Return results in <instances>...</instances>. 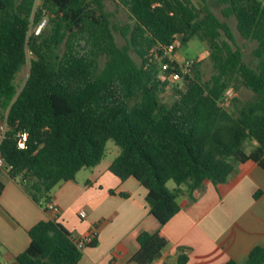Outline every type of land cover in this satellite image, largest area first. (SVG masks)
<instances>
[{
    "label": "trees",
    "instance_id": "1",
    "mask_svg": "<svg viewBox=\"0 0 264 264\" xmlns=\"http://www.w3.org/2000/svg\"><path fill=\"white\" fill-rule=\"evenodd\" d=\"M107 1L126 10L130 22H113ZM198 1L0 0V108L9 124L0 171L43 208L57 185L96 167L112 141L119 152L109 170L147 189L150 214L163 226L181 210L182 187L194 196L205 181L227 182L247 161L264 169V3L216 0L222 20L208 0ZM43 17L47 26L36 36L31 30ZM231 18L240 36L256 43L255 65L237 45ZM193 38L206 43L214 74L204 81L194 64L182 84H173L178 64L164 59L161 49ZM28 61L19 90L16 77ZM238 83L254 98L231 112L222 102ZM168 89L171 105L164 101ZM23 132L25 149L18 146ZM3 187L0 181V194ZM28 233L19 264H78L83 257L57 220L41 221ZM138 244L127 264H152L169 239L145 231ZM188 253L180 247L177 264H187ZM242 264H264V246L254 247Z\"/></svg>",
    "mask_w": 264,
    "mask_h": 264
},
{
    "label": "crops",
    "instance_id": "2",
    "mask_svg": "<svg viewBox=\"0 0 264 264\" xmlns=\"http://www.w3.org/2000/svg\"><path fill=\"white\" fill-rule=\"evenodd\" d=\"M176 59L184 57L177 52ZM112 160L105 156L96 167L83 169L81 179L83 170L52 192L51 200L59 207L56 220L72 236L98 230L95 245L83 250L78 264H127L145 231H161L169 239L152 264H177L180 247L189 249L187 264H242L254 247L264 246V169L257 163L240 164L225 183L205 181L194 196L182 187L181 210L161 226L150 214L147 189L133 177L121 181L112 174ZM0 181V264H19L17 256L31 241L29 230L55 216L5 171H0Z\"/></svg>",
    "mask_w": 264,
    "mask_h": 264
},
{
    "label": "rangeland",
    "instance_id": "3",
    "mask_svg": "<svg viewBox=\"0 0 264 264\" xmlns=\"http://www.w3.org/2000/svg\"><path fill=\"white\" fill-rule=\"evenodd\" d=\"M212 10L222 19L226 20L221 13L222 7L218 4L216 0H208ZM193 2L199 6L198 0H193ZM106 11L110 14V18L113 22L126 24L130 22L129 14L121 6L113 3L112 1H107L105 4ZM228 23L235 35L237 45L242 49L245 60L251 62L253 65L257 63V59L254 57V49L256 48V43L253 41H248L243 39L236 29V20L231 18L228 20ZM115 39L119 46L125 44L124 38L119 34L115 33ZM180 54L184 59H194L195 64H198L199 71L202 75L204 81L210 80L214 74V69L212 62L209 58L208 47L206 43L193 38L187 45L181 47L179 50ZM30 56V55H29ZM133 58L139 62L138 57L132 53ZM30 63L27 62L26 66L16 77V84L20 90L28 75H29ZM170 80L173 84H182L181 80H177L173 77H170ZM254 98V93L247 88H245L241 83H238L234 90L228 91L225 94V99L222 102V105L230 110L231 112L238 111L247 101H250ZM164 101L166 104L171 105L174 101L172 89H168L164 94ZM2 114V109L0 108V116ZM251 144L247 145V150L249 151ZM119 152V147L114 144V142L109 141L106 147V157L114 158V156ZM86 170H83L78 178L81 179L85 175ZM177 187L174 181L168 183V188L173 190Z\"/></svg>",
    "mask_w": 264,
    "mask_h": 264
},
{
    "label": "built area",
    "instance_id": "4",
    "mask_svg": "<svg viewBox=\"0 0 264 264\" xmlns=\"http://www.w3.org/2000/svg\"><path fill=\"white\" fill-rule=\"evenodd\" d=\"M47 26V17H43L42 20L39 22V24L32 28L31 31L34 32V35L38 36L41 34L42 30ZM181 42L179 40L174 41L172 44L168 46H164L162 50V57L166 59L168 62H176L179 67V72L177 74H171L170 77H173L177 80H183L186 75H189L192 72V69L195 64L194 59H183L181 61H178L176 59V54L181 49ZM168 64L164 65V68H168ZM7 114L2 117L0 116V170H3L5 167V161L2 154V145L6 136V133L9 130V124L7 122ZM28 134L23 132L18 134V146L21 149L26 148V142H27ZM43 208L46 209V211L52 213L55 216V220L57 218V214L59 213V207L52 201H48L45 204H43ZM81 217L84 216V213L80 214ZM98 236V230L97 228H93L90 230L87 234L76 237L73 236V240L75 242V245L80 250H85L88 246L92 245L96 238Z\"/></svg>",
    "mask_w": 264,
    "mask_h": 264
}]
</instances>
